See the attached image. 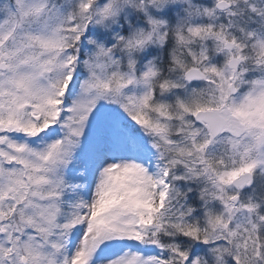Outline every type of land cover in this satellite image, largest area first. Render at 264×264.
Returning a JSON list of instances; mask_svg holds the SVG:
<instances>
[{
    "label": "snow or ice",
    "instance_id": "1",
    "mask_svg": "<svg viewBox=\"0 0 264 264\" xmlns=\"http://www.w3.org/2000/svg\"><path fill=\"white\" fill-rule=\"evenodd\" d=\"M0 264H264V0H0Z\"/></svg>",
    "mask_w": 264,
    "mask_h": 264
}]
</instances>
